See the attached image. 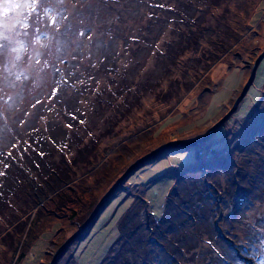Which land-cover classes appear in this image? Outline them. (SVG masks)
<instances>
[{"label":"rangeland","instance_id":"obj_1","mask_svg":"<svg viewBox=\"0 0 264 264\" xmlns=\"http://www.w3.org/2000/svg\"><path fill=\"white\" fill-rule=\"evenodd\" d=\"M165 1L122 0V6L114 13L121 18L118 21L121 24L98 28L97 31L106 34L92 50L77 49L71 32L65 33L61 27L56 33L47 27V21L40 26V32L32 31L31 24L28 28L17 26V32L29 34L14 37L27 48L26 52L19 53L17 67L9 64L8 71H4L0 65V95L12 97L7 104L0 102V171H3L2 165L10 167V163H5L8 157L5 151H11L12 161H16L14 145L28 146L33 142L34 146L46 149L48 143H53L68 154L76 128L85 131L97 126L96 115L78 114L77 110L94 104H85V96L78 95L84 86L79 81L86 79L81 77L70 84L71 74L82 73L93 60L112 56L116 47L123 45L122 39L131 27L149 21L152 11L147 4ZM213 3L218 5L209 7L207 17L205 12L193 13L196 22L204 18L202 35L210 38L202 41L200 49L207 57L213 50L210 42L219 41L210 35L211 29L215 32L228 29L237 37L232 47L219 54L215 62L203 61L199 69L192 60L190 66L194 69H189L186 88L181 78L185 62L179 68L172 66L174 79L178 77L176 81L184 86L177 90L178 96L165 102L166 94L157 97L152 93L112 129L111 135H117L115 140L111 136L102 139L96 135L103 144L94 154L95 166L90 167V177L76 180L75 185L88 192L85 193L89 195L88 209L79 210L70 222L63 219V212L48 216L44 215L49 212L46 210L44 214L34 215L54 195L38 194L31 212L39 221L32 224L16 252L0 245V264H49L57 249L74 235L55 264H100L117 240L118 246L114 249L122 259L129 258L131 264L136 262L131 252H126L127 247L131 249L128 244H132L133 254L138 252L149 264H260L253 254L264 255V249L247 242L239 247L240 241L236 238L264 237V163L260 158L264 141L255 146L258 139L251 140L254 129H260L264 120V58L258 64L252 85L236 101L247 84L254 62L264 52V0L219 3L214 0ZM74 15L69 9L72 32L79 27ZM207 28L209 32H205ZM37 54L40 64L30 60ZM189 57L187 54L184 59ZM45 60L49 62L48 67L41 70ZM205 64L208 67L204 69ZM53 65L61 69L67 80L55 95L53 89L60 73L54 72ZM159 68L162 70L164 65ZM21 71L28 78L21 76L16 80ZM101 72L98 70L96 74L102 75ZM164 89L168 91L170 87ZM204 137L206 141L197 146L164 150L119 182L128 168L150 153L168 144L191 143ZM33 150H30L31 157ZM67 156H72L80 167V155L69 152ZM40 164L44 166L41 161ZM75 170L81 172L78 166ZM1 178L0 186L5 185ZM67 186L60 184V189ZM34 188L38 193L35 185ZM70 196L60 197V205ZM80 228L83 229L77 235ZM208 241H212L211 246ZM26 253L24 259L22 254Z\"/></svg>","mask_w":264,"mask_h":264},{"label":"trees","instance_id":"obj_2","mask_svg":"<svg viewBox=\"0 0 264 264\" xmlns=\"http://www.w3.org/2000/svg\"><path fill=\"white\" fill-rule=\"evenodd\" d=\"M213 1L166 0L161 3L164 7H156L157 4L154 3L147 4L148 9L152 11L151 19H148L149 23H139L131 27L125 38L122 39L123 45H118L112 56L108 55L93 60L82 73L71 74L70 84H75L81 77L86 79L83 88L78 91V95L80 98L81 95L85 96V104H94V106L89 104L81 110H77L78 114H94L99 118L97 126L93 127L94 130L93 128L85 131L73 129L72 133L75 138L71 140L73 145L69 152L80 155L81 165L79 167V162L77 164L72 156L69 158L67 156L69 152L67 154L66 151L60 150V146L57 144L48 143L46 149L34 146L33 142L28 146L15 147L16 161H12L14 155L11 152L12 155H7L5 160V163H10V167L5 168L2 165L3 172L8 171L9 174L6 173L1 178L5 185L0 186V245H5L8 251L16 252L19 246L24 243V239L27 238L32 224L39 221L34 216L36 213L44 214V211L49 210L44 215L59 216L60 212H63L65 213L63 219L70 222L79 210H87L88 204L86 203L89 195L85 194L87 191L75 188V185L77 184L76 180L90 177V167L92 164L95 166L92 161L95 159L94 154L103 144L102 140L96 139L95 136L100 135L102 139L111 136V140H115L114 137L117 135H111L112 129L114 130L130 111L134 108L138 109L143 99L151 96L152 93L157 97L159 94H166L163 96L165 102L178 96L177 90L184 86L178 84L176 81L179 79L178 77L174 79L172 74L174 67L171 70L172 66L179 68L185 62L186 69L181 78L186 82V88L190 78L189 69H194L190 66L192 60L196 62L195 68L199 69L203 61L207 64L215 62L220 57L219 54L226 53L232 47L233 41L237 40V37L230 34L228 29L221 32L211 29L210 35L217 37V41H219L210 42L213 50L207 57L206 53L200 49L202 41L210 38L202 35L201 25L204 23V18L198 19L196 22L192 17L195 13L203 12L207 17L206 13L209 7L218 5ZM219 1L222 0H218V3ZM193 22L194 24H192ZM118 23L121 24V22ZM208 30L207 28L205 32ZM110 36L114 38V35L110 34ZM115 38L117 37L115 36ZM170 47L174 49H168ZM187 54L190 57L185 60L184 57ZM207 64L202 67L205 69L208 67ZM93 65L95 66L93 67ZM162 65L164 68L158 69ZM98 70H102V75L96 74ZM165 87L168 89L170 87V89L167 91L164 89ZM75 114L77 116V113ZM99 124L103 128L99 127ZM254 134L251 140L254 137L258 139L255 146L264 141V120L260 129H254ZM30 150L34 151L32 157ZM8 152L9 150L5 151L6 154ZM247 156L250 159L251 156L249 154ZM260 158L264 163V153ZM7 160L8 162H6ZM40 161L44 163V166L40 164ZM77 166L78 170H81L80 173L75 170ZM60 184L70 186L60 189ZM34 185L37 187L38 193ZM49 193H54V195L44 203L45 207L37 208L32 216L31 211L36 205L37 195ZM62 196L70 197L64 198L60 205L59 199ZM117 241L100 264H131L129 258L122 259L123 257L121 258V255L117 254L114 249L118 246ZM128 245H131V249L127 247L126 252H131L136 264H149L146 259L138 255V252L133 254L132 244ZM27 255L28 253L22 254L24 259L27 258Z\"/></svg>","mask_w":264,"mask_h":264},{"label":"snow or ice","instance_id":"obj_3","mask_svg":"<svg viewBox=\"0 0 264 264\" xmlns=\"http://www.w3.org/2000/svg\"><path fill=\"white\" fill-rule=\"evenodd\" d=\"M120 6H122V0H0V65L3 66L4 71H8L9 64L12 68H16V62L21 59L19 53L27 51L23 41L14 39V37L20 35L28 36L29 34L27 31L17 32L18 25L21 28H28L31 24L32 31L40 32V26L47 21V27L52 28L56 33L60 32L61 27H64L65 33L71 32L73 36L72 43L77 49L92 50L94 47L99 46L100 37L106 34L104 31H97V29L105 24H115L121 19L114 15ZM155 6L164 7L162 4ZM69 9L75 14L73 19L78 21L79 24L74 32H72V21L68 20ZM149 19H151V14ZM65 21H68V23L66 24ZM35 42L38 43L39 41ZM17 44L19 47L13 46ZM13 53L16 55L12 56ZM30 60H34L36 64L41 63L39 54L31 57ZM48 63L45 60L41 65V70L48 67ZM53 69L54 72L60 73L56 87L53 89V95H55L62 84L67 83V80L60 68L53 65ZM21 76L24 79L28 78L27 74L21 71L16 75V80H20ZM79 83H85V81L80 80ZM11 99V96L0 95V102L3 104H7ZM37 103H40V101H37ZM67 127L71 128V125H67ZM7 155L11 156V151ZM4 167L7 168L9 165L5 164ZM4 175L5 172L0 171V176ZM236 239L240 241L239 247L245 246L247 242L255 248L264 249V237L259 235L248 238L237 236ZM208 244L211 246L212 241H208ZM253 255L254 258L260 261V264H264V255L256 256L255 253Z\"/></svg>","mask_w":264,"mask_h":264},{"label":"water","instance_id":"obj_4","mask_svg":"<svg viewBox=\"0 0 264 264\" xmlns=\"http://www.w3.org/2000/svg\"><path fill=\"white\" fill-rule=\"evenodd\" d=\"M263 58H264V52H263L262 55L259 56V57L256 59V61L254 62L253 66H252V68H251V70H250V74H249V78H248L247 84H246L245 87L242 89V91H241L239 97L237 98V101H236V102H238L239 100H241V99L244 97V95L246 94L248 88L252 85V83H253V81H254V78H255V74H256V70H257L258 64L260 63V61H261ZM231 112H232V110L230 111V113H231ZM227 116H228V115H227ZM227 116H226V117H227ZM226 117H224V119H225ZM224 119H222V121H223ZM222 121H221V122H222ZM221 122H220L217 126H219V125L221 124ZM217 126H216V127H217ZM216 127H215V128H216ZM211 133H212V131H210V132L208 133V135H211ZM208 135H207V136H208ZM206 139H207V137H204V138H202V139H200V140H198V141L191 142V143H172V144H168V145H166L165 147H163V148H161V149H158V150H156V151L150 153V154L147 155L146 157L140 159L138 162H136L135 164H133L130 168L127 169V171L124 173V175H122V177L120 178V181H119V182H121L124 178H126L127 176H129L130 173H131L133 170H136V169L142 167V166L146 163V161L151 160V159H153V158L159 156V155H160L164 150H166V149L181 148V147H185V148H186V147H191V146H197V145H199L200 143H203L204 141H206ZM119 182H118V183H119ZM118 183L115 185V187H114L111 191H109V193L107 194V196H106V197H105V198L99 203L97 209L93 212L92 216H94V215L96 214L97 210L101 207V205L104 203V201L106 200V198H108L109 195L111 194V192L115 190L116 186H118ZM82 229H83V228H80V229H79L77 235L80 233V231H81ZM74 236H76V235H74ZM74 236L71 237V238H70L68 241H66L65 243H63V245H62L61 247H59V249H57V251H56L55 254L53 255V257H52V259H51V261H50L49 264H55V262L57 261L59 255H60L61 252H62V249H63V248L69 243L70 240H72V239L74 238Z\"/></svg>","mask_w":264,"mask_h":264}]
</instances>
